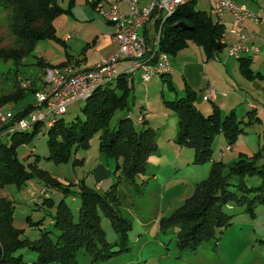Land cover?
Instances as JSON below:
<instances>
[{
	"label": "rangeland",
	"instance_id": "rangeland-1",
	"mask_svg": "<svg viewBox=\"0 0 264 264\" xmlns=\"http://www.w3.org/2000/svg\"><path fill=\"white\" fill-rule=\"evenodd\" d=\"M109 1L111 0H103L105 5L101 2L104 9H108ZM196 2V8L212 10L210 0H196ZM55 3L61 10L53 21L56 29L55 37L36 40L29 54L19 64H16L14 59L0 58V111L12 108L18 112L33 107L38 94L36 88L45 79L43 66L39 63L40 59L48 60L52 63L51 65L58 66L69 61L75 63L80 57L87 56L88 62L91 63L97 61L106 51L92 44L98 33H100L99 37H102L100 29L109 26L106 17L96 9V6L94 7L92 2L89 0H55ZM248 4L252 7L256 6L252 0H248ZM2 6L0 4V46L11 47L16 44L11 28V13L10 10L1 8ZM213 16H216L215 13ZM230 27L232 23L228 20L224 26L227 40L224 47L226 48L220 53L219 60H207L205 53L195 43L190 45L188 53L183 52L182 54L195 61L201 60L205 62V65L209 64L207 67L209 73L212 69L211 64H215L214 61L218 62L216 64L222 67L213 68L211 72L213 82L215 85H226L231 89L232 86L226 81V77L231 80L235 70L240 72L242 61L228 54V43L232 39L229 33ZM150 30L154 32L155 29L151 27ZM67 34L72 38L70 41L69 38L68 41L63 40ZM87 37L89 39L85 41ZM183 55L178 56L177 54L170 57V62L175 67L173 75L172 73L157 74L148 82L141 79L140 70L128 75L131 83L133 77L135 80L134 88L132 87L129 95L130 110L123 109L115 112L111 127H116L119 119L125 118L128 112L131 113L132 121L138 129L143 127L139 120L140 116L147 117L159 150L148 157L147 171L137 176L133 183L124 180V176L121 178L122 183L118 192L121 198V212L133 223L128 239L129 250L101 260H95L93 254L81 250L77 254L79 264H264L263 205H259L255 214L251 215L232 201L225 203L223 211L232 215V224L226 228H217L215 238L201 243L195 250L178 248L176 228L171 227L163 231L159 227V220L163 216H168L175 210L186 206L194 195L197 185L209 176L213 161H223L228 165L238 159L242 152L247 155L262 152L260 162L264 161V56L258 59V54H253L254 58L251 63L259 86L250 88L251 92H247L246 87L243 90L244 95L261 106L260 109L252 111L251 107L246 106L245 98H242V102L235 108L239 117L244 121L251 120L253 113L260 120L250 124L243 123V132L237 135L231 144L223 134H218L212 142V158L204 163H194L195 150L175 142L178 118L168 104V101L177 100L186 95L185 78L184 74H181L182 63L185 60ZM228 60L229 63H227ZM132 64L133 60L124 59L119 71H125L126 67ZM191 64L195 66L194 70L200 69L197 63L192 62ZM259 71L261 75H258ZM240 74L244 80L246 77H243L242 72ZM205 78L207 79L206 76ZM169 80L173 88L169 86ZM27 85L30 87L26 88L25 95L17 102L2 100L4 96ZM235 86L242 88L236 82ZM197 95L194 104L198 108L206 109L212 106L210 101H204L201 98L202 91L198 90ZM231 96L230 94L229 97ZM225 104L228 105L226 102ZM84 105L85 101L70 103L67 111L58 117L66 122H72L78 116H82ZM228 107L222 106V110ZM31 111L36 110L31 108ZM248 112L251 113L248 114ZM42 126L44 124L39 125V128ZM33 129H30L28 133L31 134ZM10 138V134H3L0 136V144H10ZM228 145H231V149L226 150ZM222 150L225 151L224 156L220 155ZM18 154L20 159L27 164L33 163L39 157V165L55 175L63 187L69 189L65 191L62 187L52 186L45 195L53 199L54 204L49 205L43 203L45 196L39 195L43 186L38 180L29 181L21 188L15 185H7L4 188L0 186V198L13 202L14 223L22 230L24 240L36 241L40 239L44 231L50 232V236L55 239L59 231L53 220L57 205L62 200L71 208L74 220H77L81 204L78 192L81 186L86 184L104 194L117 182L118 175H120V172H116L118 164L116 158L100 150V134L90 138V147H80L73 151L68 162L56 163L48 159L50 155L48 136L47 133L42 132L20 146ZM232 181L236 183L238 178L233 177ZM258 183V177L253 176L248 179L249 185ZM230 188L236 190L234 186ZM102 225L107 241L114 244L118 240L117 232L111 221L104 215H102ZM120 249L121 246L116 244L109 250L119 251ZM20 254L23 255L27 264H33L38 257V252L27 246L17 251L16 255Z\"/></svg>",
	"mask_w": 264,
	"mask_h": 264
},
{
	"label": "trees",
	"instance_id": "trees-1",
	"mask_svg": "<svg viewBox=\"0 0 264 264\" xmlns=\"http://www.w3.org/2000/svg\"><path fill=\"white\" fill-rule=\"evenodd\" d=\"M100 2L101 0H94L92 3L96 6ZM0 4L3 5L1 8L10 10L11 28L16 38L13 46H0V58L14 59L19 64L29 54L36 40L55 37L53 21L61 12L55 0H0ZM179 22H184L185 25L177 26ZM223 33L224 25L217 18L215 20L211 13L197 9L196 0H188L164 22L160 50L169 57L176 56L194 42L210 59L224 48ZM239 59L245 76L252 78L251 69L248 68L249 57L242 56ZM39 63L43 67L47 65L43 59ZM168 83L173 88L170 80ZM29 87H21L2 100L17 102ZM132 87L129 76L124 71L119 72L115 79L98 87L85 101L82 116L72 122L58 117L55 124L49 127L44 125V128H39L37 124L31 134L28 133L30 130L16 128L15 122L32 107L18 112L12 108L5 110H12L13 114L7 122L0 123V136L11 135L10 144H0V186L3 188L7 185L21 188L29 181L38 180L43 186L39 191L40 196H45L52 186L69 191L55 175L39 165V157L28 164L19 157V147L31 141L41 129L48 136V159L56 163L68 162L73 151L80 147H90V138L100 134V150L116 158V172H120V175L117 182L104 194L86 184L81 186L78 192L81 204L77 220H74L71 208L62 200L57 205L53 220L59 231L55 239L50 236V232L44 231L36 241L24 240L22 230L14 223L13 202L0 198V264H27L23 255H16L25 246L38 252L33 264H79L77 254L81 250L93 254L95 260L110 258L129 250L128 239L133 223L121 212L118 193L121 178L124 176V180L133 183L137 176L147 171L148 157L159 150L153 129L145 117L139 119L143 124L140 129L135 126L129 112L125 118L119 119L116 127H111L115 112L130 110L129 95ZM185 89L184 97L168 101V104L178 118L175 142L195 150L194 163H204L212 158L211 146L218 134H223L231 144L243 132V123L250 124L260 120L253 113L251 120L244 121L235 109L224 113L215 99L210 100L212 112L205 115L194 104L197 92L187 84ZM261 158L262 152L253 155L242 152L238 159L228 165L223 161H213L209 176L197 185L186 206L163 216L159 220V227L163 231L176 228L178 248L195 250L201 243L215 238L217 228H226L232 224V215L223 211L225 203L232 201L254 215L259 205L264 206V161L260 162ZM253 176L259 178V183L249 185L248 179ZM233 177L238 178L236 183H233ZM75 183L79 184L77 181ZM231 186L236 187V190H232ZM43 203L54 204L53 199L48 196H45ZM102 215L111 221L117 232L118 240L114 244L106 239ZM116 244L121 249L110 251Z\"/></svg>",
	"mask_w": 264,
	"mask_h": 264
},
{
	"label": "built area",
	"instance_id": "built-area-1",
	"mask_svg": "<svg viewBox=\"0 0 264 264\" xmlns=\"http://www.w3.org/2000/svg\"><path fill=\"white\" fill-rule=\"evenodd\" d=\"M93 2L94 0H89ZM188 0H116L108 9L100 2L96 8L108 21L114 23L117 31L114 40L119 43L116 54L102 59L95 67L79 69L73 64L43 67L45 79L42 89L37 94L33 109L15 122V127L20 130H30L37 124L49 127L55 124L58 116L67 111L70 103L86 101L94 91L115 79L119 75V67L124 59L133 60L130 67L124 71L127 75L141 71L144 81H149L154 75L168 73L171 70L170 57L160 50V37L162 26L166 19L175 10ZM213 11L220 24L224 25L227 15H233L234 27L231 33L234 40L228 43L229 56L241 58L258 52L259 46L251 45L250 38L257 37L253 33H246L245 20L250 19L255 23L261 21L259 12H253L244 4H237L235 0H212ZM127 7V10L124 8ZM151 22L158 25V30L151 40L145 43L139 37V28ZM69 36L66 38L68 39ZM222 42L227 43L226 34L223 33ZM123 56H122V55ZM217 98V89L209 85L203 94L204 100ZM13 114L12 110L0 111V123L7 122ZM28 115V117H27ZM142 117H140V120ZM43 127V126H42ZM44 128V127H43ZM43 129L40 130L42 132ZM231 149L228 145L226 150ZM221 156L225 151L220 152Z\"/></svg>",
	"mask_w": 264,
	"mask_h": 264
},
{
	"label": "crops",
	"instance_id": "crops-1",
	"mask_svg": "<svg viewBox=\"0 0 264 264\" xmlns=\"http://www.w3.org/2000/svg\"><path fill=\"white\" fill-rule=\"evenodd\" d=\"M115 1L116 0L109 1L110 3L108 4L107 8H109L110 4H112V2L114 3ZM210 1H211V9L212 10H210V11L206 10V9H201V10H205V11L211 13L212 15H214L213 1L212 0H210ZM235 1H236L237 4L246 5L253 12L261 13L262 16L264 17V0H252L256 4V6H254V7H252V6H250L248 4V0H235ZM101 2L105 5L103 0H101ZM124 8L127 10V7L125 5H124ZM213 17L216 20V16H213ZM228 20L232 23V27H230L229 33H230V38H232L231 41H233L234 40V35L231 33V29L234 27L233 15H227L226 16V19H225V22H224V26L226 25ZM107 23H108L109 26H106V27H103L102 29H100V31L102 33L101 34L102 37L100 38L99 37L100 33H98V35H96V40L94 41V43H92L93 45L99 46V47L104 48L106 50L97 59V61H93V62L89 63L87 56H85V57H82V58L80 57L79 59H77L75 63L72 62V61H69V62L64 63V64L73 63L79 69H88V68L95 67L102 59H104V58H106V57H108V56H110L112 54H115L117 52V50H118V45H119L118 42L116 40H114V35H115L116 31H117V27H116V25L114 23H112V22H110L108 20H107ZM151 27H153L155 29L154 32H152L150 30ZM97 29H98V27H97ZM157 30H158V25L155 22H151V23H149V24H147L145 26L140 27L138 34H139V37L145 43H147L149 40H151L153 38V36H155ZM245 31H246V33H253V34L257 35V37L250 38V40L248 42L251 45H253V44L258 45L259 46V51L258 52L252 51L251 54L244 55L246 57H249V59H250L249 62H248V68L251 69L252 78H248L247 76H245V74L243 73L242 65H240V68H241L240 72H242L243 77H246V78H244V80H243L240 72L239 71L236 72V70H235L234 75L231 74L232 75V79L231 80L225 76L226 77V81L229 82V85L232 86L231 89L228 88L226 85H221V86L215 85V83L213 82V76L211 75V72L213 71V68L214 69H218L219 67H222L220 64H216L218 62H216L214 60H216V59L219 60L220 59V53L226 47H224L213 58L207 59V60L214 59L213 63H215V64H211L212 65V69H211L210 73L207 70V67H209V64L205 65L204 64L205 62H203V61L201 62V60L195 61V60H192V59L188 58V56L185 57V55L182 54L183 52H187L188 53V51L190 50V45L192 43L194 44V42H191L187 48H184V49H182L181 51L178 52V56L181 54L185 58V60L182 63V67H181L182 70L184 71V73H182L183 71L181 72V74H184V78H185V83L184 84L185 85L186 84L189 85L191 88H193L197 92H198V90L202 91V97L201 98H203V94L205 93L207 87L209 85H214L216 87V89H217V98L215 99V103L218 104L221 108H222V106H229L228 108L224 109V110H226V113H228L232 109H235L236 106L239 103L242 102V100H243L242 98H245V100H247L246 106L247 107H251V109H253L255 111L260 109V107H261L258 103H255L254 101H251L250 98H248L246 95H244V91L243 90L245 89L244 87H246L247 88V92H251L250 88H253L254 86H259L257 84V81H256L257 75L254 72V68L251 66V63L253 61L252 59L254 58L253 54H258V59H260V57L264 56V18H262L261 21L258 22V23H255V22H253L250 19H246L245 20ZM68 36H69V41H70V39H72V38L68 34L65 36V38L63 40L64 41H68L66 39ZM86 39L88 40L89 37L85 38V41H86ZM200 49H202V48L200 47ZM202 51H203V49H202ZM43 62L45 64H49V65L52 64L48 60H43ZM192 62L193 63H197V65L200 68L198 71L194 70L195 66L191 64ZM207 63H209V62H207ZM227 63H229V60H228ZM64 64L61 63L60 65H64ZM60 65H58V66H60ZM52 66H54V65H52ZM178 68L180 69V67H178ZM189 69H191V70H189ZM174 72H175V67L172 64L171 70L168 72V74L172 73V75H173ZM261 74H262L261 71H259L258 75H261ZM204 75L207 77V79L205 78ZM141 79H142V77H141ZM145 82H148V81H145ZM235 82L237 84H239L242 88L240 89V88L236 87L235 86ZM42 84H43V81L36 88V90L38 92L42 89ZM131 84H132V86L134 88V85H135L134 77L132 78V83ZM230 94L232 95L231 97H229ZM207 101H210V100H207ZM220 102H221V104H220ZM225 102L228 105H226ZM201 105H203V104H201ZM200 109L203 111V113L205 115H208L209 113L212 112V106L208 107L206 109H202V108H200ZM224 110H223V112H224ZM148 111L150 112V109ZM167 115H169V114H167ZM146 119H147V117H146ZM171 140L174 141L172 138H171Z\"/></svg>",
	"mask_w": 264,
	"mask_h": 264
},
{
	"label": "water",
	"instance_id": "water-1",
	"mask_svg": "<svg viewBox=\"0 0 264 264\" xmlns=\"http://www.w3.org/2000/svg\"><path fill=\"white\" fill-rule=\"evenodd\" d=\"M185 24H184V22H179V23H177V26H180V27H182V26H184Z\"/></svg>",
	"mask_w": 264,
	"mask_h": 264
}]
</instances>
